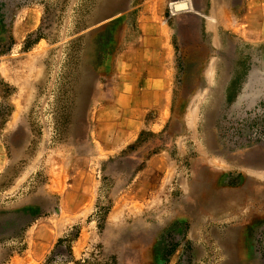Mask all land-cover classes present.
<instances>
[{
    "label": "rangeland",
    "instance_id": "374dc122",
    "mask_svg": "<svg viewBox=\"0 0 264 264\" xmlns=\"http://www.w3.org/2000/svg\"><path fill=\"white\" fill-rule=\"evenodd\" d=\"M144 1L0 0V65L14 81L0 78V129L10 117L19 125L16 139L0 140L12 162L0 180V264L22 254L36 218L57 216L60 194L69 211L91 181L93 211L69 231L94 223L101 240L81 264L104 255L113 264H264V200L242 197L251 183L230 163L256 147L264 153V32L243 27L246 0H166L178 55L171 121L122 155H88L92 105L110 95L114 58L138 35ZM179 2L190 9L177 11ZM29 11L37 28L15 46L17 14ZM159 150H169L176 175L169 199L144 211L135 201L121 227L99 223L98 207L113 208Z\"/></svg>",
    "mask_w": 264,
    "mask_h": 264
},
{
    "label": "crops",
    "instance_id": "0c3cea01",
    "mask_svg": "<svg viewBox=\"0 0 264 264\" xmlns=\"http://www.w3.org/2000/svg\"><path fill=\"white\" fill-rule=\"evenodd\" d=\"M178 4H181L179 7H185L188 2ZM246 6L250 18L243 24L245 30L256 25L261 26L264 32V0H246ZM166 10V0H145L138 8V35L125 44L114 58L115 80L110 95L105 100L94 102L91 108V150L88 155L93 159L122 155L139 140L142 133H159L172 119L178 55L175 28L167 19ZM31 13H26V17L22 12L17 14L14 24L15 46L23 43L26 36L37 28L38 14ZM224 22L227 24L229 19L226 18ZM208 27L213 29L212 26ZM4 72L0 65V78L14 82L12 75L10 77ZM18 128V122L14 123L13 117L8 118L0 129V140L4 132L10 133L13 140L16 139ZM260 152L256 147L245 155L244 162H230L235 169L242 170L251 183L242 187V197L250 196L257 203L264 200V153ZM4 154L3 145L0 144V180L9 172L12 164L9 159L5 160ZM170 161L169 150H159L147 160L108 214L107 222L111 226L121 227L127 223L135 214L130 209L135 201L141 203V210H149L169 199V188L176 176ZM155 174L158 179L151 181ZM84 187L85 192L77 198L79 205L69 211L65 209L68 193L60 194L57 216L36 218L23 238L27 245L22 254L16 258L12 256L7 264H45L71 225L81 223L92 213L94 182H88ZM100 240L101 234L96 224L89 223L82 227L80 237L72 244L71 258H64L63 264H75L84 259L91 245ZM150 249L154 251L155 247Z\"/></svg>",
    "mask_w": 264,
    "mask_h": 264
},
{
    "label": "trees",
    "instance_id": "16d2710c",
    "mask_svg": "<svg viewBox=\"0 0 264 264\" xmlns=\"http://www.w3.org/2000/svg\"><path fill=\"white\" fill-rule=\"evenodd\" d=\"M144 135V133L141 134V137L139 138V140L135 143L138 144L141 142V138ZM133 144V145H135ZM132 147V145L130 146V148ZM112 208V201H110V203L107 206H99L98 207V211L97 214L99 215V217H101L100 219H98L99 223L102 222V220L106 221L107 215L109 214L110 210ZM102 219V220H101ZM101 225V224H100ZM82 231V226H75L74 228H72L67 235L64 238H61L58 242V245L56 247V249L52 252V254L49 256L48 258V262L52 261L53 257L55 255H62L65 258H71L72 255V244L74 241H76L81 234ZM185 237V235L183 236ZM183 240V238L181 237L178 241V244L176 245V247H178L179 243ZM66 245V255L64 253H61V246ZM155 256L156 258H160L161 259V255L158 252V248L155 247ZM175 251V249H173L172 251H169L166 255H171L173 252ZM159 256V257H158ZM116 258V256H103V262L99 263V264H113V260ZM75 264H81L80 261H76Z\"/></svg>",
    "mask_w": 264,
    "mask_h": 264
},
{
    "label": "water",
    "instance_id": "95a60500",
    "mask_svg": "<svg viewBox=\"0 0 264 264\" xmlns=\"http://www.w3.org/2000/svg\"><path fill=\"white\" fill-rule=\"evenodd\" d=\"M190 9V7H188V6H185V8L183 7V8H178V10L177 11H180V10H189Z\"/></svg>",
    "mask_w": 264,
    "mask_h": 264
},
{
    "label": "bare ground",
    "instance_id": "6f19581e",
    "mask_svg": "<svg viewBox=\"0 0 264 264\" xmlns=\"http://www.w3.org/2000/svg\"><path fill=\"white\" fill-rule=\"evenodd\" d=\"M186 5H187V4H186ZM187 6H188V7H190V5H189V4H188ZM183 7H184V6H182V7H180V8H183ZM184 8H185V7H184Z\"/></svg>",
    "mask_w": 264,
    "mask_h": 264
}]
</instances>
